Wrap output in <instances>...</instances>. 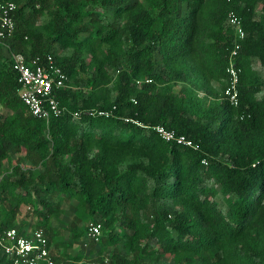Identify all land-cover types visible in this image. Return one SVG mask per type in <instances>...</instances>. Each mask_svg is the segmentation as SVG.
Instances as JSON below:
<instances>
[{
	"label": "trees",
	"instance_id": "1",
	"mask_svg": "<svg viewBox=\"0 0 264 264\" xmlns=\"http://www.w3.org/2000/svg\"><path fill=\"white\" fill-rule=\"evenodd\" d=\"M11 1L1 229L43 230L56 264H264V75L253 66L264 68V0ZM232 12L246 32L238 107L224 97ZM17 53L51 54L68 75L60 117L23 102ZM159 125L196 147L164 141ZM0 264H14L1 249Z\"/></svg>",
	"mask_w": 264,
	"mask_h": 264
},
{
	"label": "built area",
	"instance_id": "2",
	"mask_svg": "<svg viewBox=\"0 0 264 264\" xmlns=\"http://www.w3.org/2000/svg\"><path fill=\"white\" fill-rule=\"evenodd\" d=\"M39 8L42 2L51 0H30ZM17 4L11 0H0V41H4L15 34ZM229 25L234 31V47L229 55L227 66V86L224 97L233 105L240 104L239 85L242 68L238 66V58L242 49V42L246 32L242 19L235 13L228 17ZM13 70L18 75L19 93L23 102L31 113L39 119L50 122L53 117H60L66 109L57 100V92L66 86L69 80L64 70L57 65L53 55L28 59L23 54L12 57ZM91 115L111 116L112 112L89 111ZM80 117V113L75 114ZM158 135L167 142L181 146L196 147L194 142L184 135L164 126L155 127ZM103 233V226L99 222H90L88 238L98 241ZM0 249L14 264H56L49 248V241L41 229H33L21 234L17 228L2 230L0 227Z\"/></svg>",
	"mask_w": 264,
	"mask_h": 264
},
{
	"label": "rangeland",
	"instance_id": "3",
	"mask_svg": "<svg viewBox=\"0 0 264 264\" xmlns=\"http://www.w3.org/2000/svg\"><path fill=\"white\" fill-rule=\"evenodd\" d=\"M45 18H41V20H44ZM254 68L255 69H257V70H259V71H261V74L262 75H264V68H262L259 64H257L256 62L254 63ZM219 197H221V196H219ZM22 216H25L26 215V213L29 211V207H27V206H23L22 208ZM77 249H78V247H77Z\"/></svg>",
	"mask_w": 264,
	"mask_h": 264
}]
</instances>
